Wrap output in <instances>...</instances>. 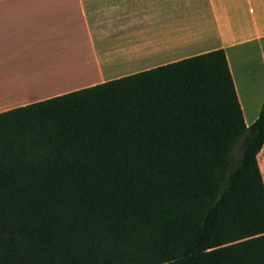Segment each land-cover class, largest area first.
<instances>
[{
    "label": "trees",
    "instance_id": "1",
    "mask_svg": "<svg viewBox=\"0 0 264 264\" xmlns=\"http://www.w3.org/2000/svg\"><path fill=\"white\" fill-rule=\"evenodd\" d=\"M263 143L223 48L0 111V264H264Z\"/></svg>",
    "mask_w": 264,
    "mask_h": 264
},
{
    "label": "crops",
    "instance_id": "2",
    "mask_svg": "<svg viewBox=\"0 0 264 264\" xmlns=\"http://www.w3.org/2000/svg\"><path fill=\"white\" fill-rule=\"evenodd\" d=\"M217 48L248 126L264 101V0H0V111ZM256 160L264 183V143Z\"/></svg>",
    "mask_w": 264,
    "mask_h": 264
},
{
    "label": "rangeland",
    "instance_id": "3",
    "mask_svg": "<svg viewBox=\"0 0 264 264\" xmlns=\"http://www.w3.org/2000/svg\"><path fill=\"white\" fill-rule=\"evenodd\" d=\"M263 172H264V169H263ZM264 175V174H263ZM264 178V177H263Z\"/></svg>",
    "mask_w": 264,
    "mask_h": 264
}]
</instances>
